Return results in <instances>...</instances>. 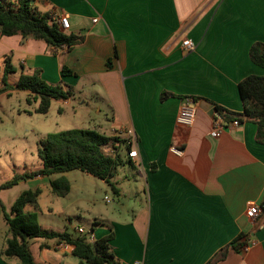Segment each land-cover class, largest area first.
I'll return each mask as SVG.
<instances>
[{
	"label": "crops",
	"instance_id": "1",
	"mask_svg": "<svg viewBox=\"0 0 264 264\" xmlns=\"http://www.w3.org/2000/svg\"><path fill=\"white\" fill-rule=\"evenodd\" d=\"M35 6L66 15L65 33L84 42L69 49L0 35V80L10 57L13 85L22 73L39 70L49 84L80 88L82 104L90 97L106 104L102 120L85 129L132 140L138 150L136 160L125 153L136 173L128 184L132 197L94 216L86 231L96 241L112 235L110 253L120 264H207L224 248L227 257L215 264H264V144L256 124L234 120L239 126L232 127L217 112L243 113L240 82L264 76L249 57L253 44H264V0H45ZM185 40L196 46L193 52ZM63 68L73 75H63ZM188 103L196 107L190 128L177 124ZM217 121L224 130L213 138ZM119 169L109 187L122 199ZM250 205L260 210L255 219L247 216ZM3 209L0 199V221ZM64 219L72 227L71 216ZM72 228L71 236L79 237ZM240 235L248 238L238 252L231 244ZM8 236L0 231V264H19L1 256ZM29 246L37 263L80 264L73 247L57 240L34 239Z\"/></svg>",
	"mask_w": 264,
	"mask_h": 264
},
{
	"label": "trees",
	"instance_id": "2",
	"mask_svg": "<svg viewBox=\"0 0 264 264\" xmlns=\"http://www.w3.org/2000/svg\"><path fill=\"white\" fill-rule=\"evenodd\" d=\"M36 0H0V35L2 37L21 36L24 39L43 41L49 46L69 49L84 42L83 36L66 34L48 13H42L36 6ZM249 57L253 64L264 69V44L255 43L250 48ZM5 68L0 95L10 91L27 92V104L38 103L36 114H48L53 101H66L74 97L70 87L65 89L62 84L52 85L46 82L41 71L34 70L31 74L22 73L15 85L9 83V78L15 74L11 58L4 60ZM63 75H73L63 68ZM239 94L244 105L241 114L225 113L217 108L218 114L226 121L238 120L257 125V141L264 144V76H249L240 82ZM10 95V94H9ZM61 112V110H59ZM111 151V153L109 152ZM130 151V145L118 138L105 136L96 130H67L49 134L38 144V155L43 167L35 172L17 175L13 180L0 187L9 189L20 182L33 180L37 177H61L50 181L52 193L65 198L71 191V185L63 174L71 171H81L104 181L109 186L115 177V172L131 163L125 159V153ZM40 189L24 191L14 202L10 213L3 209V217L8 227L9 236L1 251L5 261L16 259L19 264L37 263L30 250L29 241L34 239L57 240L73 247V255L80 264H120L110 253V235L94 244L88 242V236L73 238L68 233H59L44 229L38 221L35 211H27L28 207L37 209ZM264 209V201H263ZM248 236L240 235L231 244L235 251H241ZM228 254L224 248L207 264L223 261Z\"/></svg>",
	"mask_w": 264,
	"mask_h": 264
},
{
	"label": "rangeland",
	"instance_id": "3",
	"mask_svg": "<svg viewBox=\"0 0 264 264\" xmlns=\"http://www.w3.org/2000/svg\"><path fill=\"white\" fill-rule=\"evenodd\" d=\"M16 79L17 76L13 74L9 83L13 85ZM76 93L74 92L68 106L61 102H52L46 115L35 113L38 103L27 104L28 93L25 91L0 95V187L17 175L35 172L43 167L38 155L41 139L62 131L83 130L102 120L106 104L94 97L88 98L87 103L82 104L85 96H76ZM60 109L63 110L61 113ZM100 109H103L102 113L99 112ZM133 172L128 165L119 169L125 192L122 199L117 198L109 185L102 180L78 170L63 174L71 185V192L65 198H59L51 191L50 181L61 177L55 175L42 181L20 182L12 188L0 190V199L6 212L10 213V205L24 191L40 189L37 209L30 208L37 213L39 224L61 229L74 236L72 227L85 229L94 216L109 214L120 203H128L127 199L132 197V193L128 192L131 187L128 184L134 182L133 176L136 175ZM105 197H109L111 204L104 201ZM66 215L71 216L72 227L64 223ZM0 228V231L8 230L3 219L0 221Z\"/></svg>",
	"mask_w": 264,
	"mask_h": 264
},
{
	"label": "built area",
	"instance_id": "4",
	"mask_svg": "<svg viewBox=\"0 0 264 264\" xmlns=\"http://www.w3.org/2000/svg\"><path fill=\"white\" fill-rule=\"evenodd\" d=\"M45 0H36L37 3L43 2ZM52 19L60 26L62 31H68L70 29V23H69V18L66 15H63L57 11L51 12L50 13ZM183 47L188 51V52H193L196 48V46L190 41V40H185L183 42ZM196 120V107L195 104L188 103L186 104L180 111L178 117H177V124L179 126H184V127H192L195 123ZM239 122L234 121L232 123V127H238ZM224 130V126L220 124V122H216L215 128L211 133V136L213 138H218L221 133ZM130 145V151L128 153V157L132 160H136L138 158V150L136 147V142L130 140L129 142ZM111 153V152H110ZM177 155H181V152H175ZM105 202L107 204H111V200L109 197L105 198ZM260 213L259 208L256 205H250L249 209L247 211V216L250 219H255ZM76 232L79 236H88V242L91 244H94L96 242L94 236L91 233H88L85 229L77 227Z\"/></svg>",
	"mask_w": 264,
	"mask_h": 264
}]
</instances>
